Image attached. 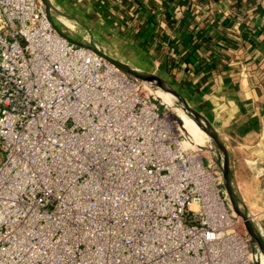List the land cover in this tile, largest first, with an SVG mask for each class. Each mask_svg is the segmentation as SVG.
I'll return each mask as SVG.
<instances>
[{
    "label": "built area",
    "instance_id": "built-area-1",
    "mask_svg": "<svg viewBox=\"0 0 264 264\" xmlns=\"http://www.w3.org/2000/svg\"><path fill=\"white\" fill-rule=\"evenodd\" d=\"M175 123L40 0H0V264H258Z\"/></svg>",
    "mask_w": 264,
    "mask_h": 264
},
{
    "label": "crops",
    "instance_id": "crops-1",
    "mask_svg": "<svg viewBox=\"0 0 264 264\" xmlns=\"http://www.w3.org/2000/svg\"><path fill=\"white\" fill-rule=\"evenodd\" d=\"M256 3L238 32L221 22L231 0L194 5L193 15L171 36L176 61L164 71L178 79L224 139L239 193L264 239V0ZM200 29L216 35L213 45L191 46L192 31ZM227 37L234 42L226 43Z\"/></svg>",
    "mask_w": 264,
    "mask_h": 264
},
{
    "label": "trees",
    "instance_id": "trees-1",
    "mask_svg": "<svg viewBox=\"0 0 264 264\" xmlns=\"http://www.w3.org/2000/svg\"><path fill=\"white\" fill-rule=\"evenodd\" d=\"M216 1V0H207ZM93 10L89 15L96 19H103L109 24L119 25L131 32V40L141 49L148 51L149 47L158 52L163 61L160 62L162 69L169 71L175 65L173 55L176 44L172 41V35L182 27V20L192 16L194 5L201 4L202 0H90ZM256 0H231V5L227 14L223 15L221 22L235 32L245 28V16L247 9L256 10ZM210 16V14H208ZM211 23L216 22L214 18H209ZM234 23H238L237 28H233ZM237 29V30H235ZM205 29H200L193 33L191 46L197 48L200 45L210 47L213 45L216 35L207 34ZM226 43L232 41L225 38ZM188 44L185 45L187 50ZM166 66H169L168 69Z\"/></svg>",
    "mask_w": 264,
    "mask_h": 264
},
{
    "label": "water",
    "instance_id": "water-1",
    "mask_svg": "<svg viewBox=\"0 0 264 264\" xmlns=\"http://www.w3.org/2000/svg\"><path fill=\"white\" fill-rule=\"evenodd\" d=\"M44 6L47 17L55 29V31L64 38L67 42L72 43L76 46L83 47L91 50L98 56L102 57L113 65L120 72L128 75L142 87L148 83H157L161 87L168 90V92L184 107H186L200 122L205 133L208 135L210 142L216 148L217 154L221 157L220 172L223 181V185L227 196L230 201V205L234 214L241 220L244 230L249 237V240L253 247L259 254L264 257V239L259 231L256 221L253 215L250 213L248 207L243 201L237 183L234 177L233 169L231 166L230 156L228 148L224 139L221 137L217 129L214 127L212 122L203 114V112L190 100L189 96L185 91L175 85L170 79L149 70L148 68L141 66L140 64H133L111 55L108 51L102 49L99 45L95 44L86 35V31L82 29H73L76 39L70 37V35L56 26L55 19L58 17L70 20L78 23L75 17L70 13L64 11L56 0H40ZM79 24V23H78ZM170 117V113L165 111ZM173 118V117H172ZM220 162V161H218Z\"/></svg>",
    "mask_w": 264,
    "mask_h": 264
},
{
    "label": "rangeland",
    "instance_id": "rangeland-1",
    "mask_svg": "<svg viewBox=\"0 0 264 264\" xmlns=\"http://www.w3.org/2000/svg\"><path fill=\"white\" fill-rule=\"evenodd\" d=\"M56 2L64 11L70 13L72 16L80 20L82 24H84L86 35H90L94 41L104 45L111 52V55L133 64H140L141 66H144L149 70H152L153 72L170 79L175 85L179 86L178 79L168 71H164V69H162L160 66V62L161 60L163 61V57L165 56L161 57V55H159L158 52H155L156 50L152 49L151 47H149L148 51L141 49L135 42L131 40L130 29L129 27L128 29L125 27L127 25H124L123 28H119V25L116 26L114 23L109 24L99 17L96 19L92 18L89 15V13L93 10L91 2L89 4H85V2L81 0H56ZM55 23L64 32L68 33L71 38H77L73 32V29H70L62 20L56 18ZM143 90L150 98H152L150 92L147 91L146 86H143ZM159 107L164 112H171L170 108L162 106L161 104ZM192 143L198 147H201L200 152L206 161L217 162V159L219 158L214 156L213 152L209 150L208 145L206 142L204 143L202 136L200 138L198 137L197 139H194V142Z\"/></svg>",
    "mask_w": 264,
    "mask_h": 264
},
{
    "label": "bare ground",
    "instance_id": "bare-ground-1",
    "mask_svg": "<svg viewBox=\"0 0 264 264\" xmlns=\"http://www.w3.org/2000/svg\"><path fill=\"white\" fill-rule=\"evenodd\" d=\"M74 17V16H73ZM57 19L62 20L70 29H79L80 31L84 29V24L80 20L76 18L78 23L72 22L70 20H66L64 18L58 17ZM58 27V25L56 24ZM59 28V27H58ZM61 29V28H60ZM62 30V29H61ZM63 31V30H62ZM91 40H93L90 35H88ZM93 42L97 45H99L102 49L108 51L111 53L104 45L101 43L94 41ZM146 89L148 92H150L151 97L150 98L151 102L155 103V105H162L165 107L170 108L171 112L170 115L173 117V119L176 121V131L178 135H184L186 142L191 145L192 147H196L201 149V147L196 146L194 143V139H197L198 137L200 138L201 136L204 139V143L208 145V148L211 152L216 153V156L219 158L218 161H220L221 165V160H220V155H218L216 152V148L212 145L210 142V139L208 135L205 133L204 129L202 128V125L198 121V119L182 104H180L165 88L161 87L157 83H148L146 84ZM147 94V93H146ZM148 95V94H147ZM192 142H191V141ZM215 156V154H214ZM220 168V166H219ZM257 260L258 264H264V257L261 254H257Z\"/></svg>",
    "mask_w": 264,
    "mask_h": 264
}]
</instances>
